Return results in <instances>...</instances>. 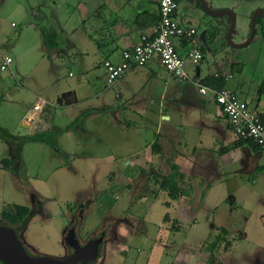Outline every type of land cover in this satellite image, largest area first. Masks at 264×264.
Instances as JSON below:
<instances>
[{"label":"rangeland","instance_id":"374dc122","mask_svg":"<svg viewBox=\"0 0 264 264\" xmlns=\"http://www.w3.org/2000/svg\"><path fill=\"white\" fill-rule=\"evenodd\" d=\"M34 3L41 1L0 0V54L12 59L0 71V126L19 135L29 134L22 128L26 122L22 116L32 112L37 97L48 99L60 85L72 81L68 71L77 76L73 68L63 67L59 79L50 71L41 34L27 23L46 28L51 18L47 12L39 17L31 11ZM212 3L213 8L232 6L237 12L233 42L247 38L251 10L264 7V0ZM208 22L209 30L227 25L225 17ZM258 27L243 48L230 47L225 38L223 48L218 47L222 38L210 41V51L204 49L197 64L206 74L216 61L238 62L240 73L234 70L227 88L237 85L236 93L243 91L248 100L264 89V42ZM112 106L105 107L104 114L100 105L89 109L77 128L58 136L54 144H24L20 162L13 163L11 171L0 168V222L11 226L1 213L14 204L29 208L32 215L18 236L28 254L65 257L70 248L64 237L73 227L81 245L103 234L92 264H264V183L250 190L214 192L211 201L199 200L204 186L199 185L191 192L192 199L183 197L181 191L188 192L185 177L167 160L127 157L155 140L144 119L127 120L123 113L110 110ZM58 114L53 112L54 117ZM73 116L59 122L66 126L74 122ZM6 148L0 141V161L9 157ZM222 228L227 235L219 242ZM214 243L217 250L210 257Z\"/></svg>","mask_w":264,"mask_h":264},{"label":"crops","instance_id":"0c3cea01","mask_svg":"<svg viewBox=\"0 0 264 264\" xmlns=\"http://www.w3.org/2000/svg\"><path fill=\"white\" fill-rule=\"evenodd\" d=\"M40 1L30 5V10L42 5L44 10H35L36 14L40 17L43 12L49 13L50 23L46 28L35 23H27V26L39 30L41 45L48 54L50 71L56 74L55 78H61L63 67L73 68L77 76L68 71L72 81L60 85L48 99L37 97L32 112L28 114L27 110L22 116L26 117V122L21 123L22 128L29 134L53 127L63 131L59 136L69 134L71 129L77 128L75 124L89 109L100 105L103 108L99 111L104 114L103 109L110 104L113 105L110 110L123 113L127 120L137 118L149 123L152 139L157 140L162 149L160 157L152 153L146 142L127 157L132 155L145 160L158 156L159 163L169 160L185 177L188 192L182 194L183 197L192 199L191 192L199 185H204L199 190V200L207 198L211 201L214 192L250 190L258 183H264V149L248 143L234 146L238 140L227 127L220 107L212 95H201L198 91L205 77L220 76L225 80L223 89L233 91L259 114H264V89L260 95L258 90L248 100L243 91L236 93L237 85L227 88L234 70L240 73L238 62L222 59L215 62L213 69L202 74L197 64L187 61L185 71L188 79L182 81L153 60L145 66L131 68L108 86L103 79V61L118 62L123 50L135 45L142 35L153 34L159 21L157 5L152 0ZM205 1L211 8L214 7L212 0ZM177 2L176 19L196 31L190 43L185 46L182 41L179 43L180 52L192 46L204 51L207 48L201 43L202 39L208 46L210 41L214 43L222 38V45L218 47L223 48L224 28L209 30L208 20L211 17L197 2ZM47 29L57 33V45L50 50L45 48L44 43L43 32ZM202 56L203 60V53ZM35 105L37 109H34ZM56 111L59 112L58 117L53 116ZM68 114L74 115V122L65 126L59 121ZM6 150L8 152V147ZM165 153H168L167 156ZM263 217L264 214H261Z\"/></svg>","mask_w":264,"mask_h":264},{"label":"built area","instance_id":"2783aa9c","mask_svg":"<svg viewBox=\"0 0 264 264\" xmlns=\"http://www.w3.org/2000/svg\"><path fill=\"white\" fill-rule=\"evenodd\" d=\"M152 1L157 5L159 13V21L153 34L142 35L135 45L123 50L118 62L103 61V76L108 86L131 68L145 66L153 60L173 77L187 80L186 62L196 65L201 61L203 56L199 47L192 46L183 53L179 50V43L191 39L196 31L176 19L177 0ZM11 63L10 57L0 54L1 71L6 70ZM198 91L201 95H212L226 119L227 127L237 139L249 140L264 149V124L253 106L230 90H215L199 84ZM37 108L35 105L34 109Z\"/></svg>","mask_w":264,"mask_h":264},{"label":"trees","instance_id":"16d2710c","mask_svg":"<svg viewBox=\"0 0 264 264\" xmlns=\"http://www.w3.org/2000/svg\"><path fill=\"white\" fill-rule=\"evenodd\" d=\"M247 2H250L252 0H244ZM264 30V29H263ZM44 33V43L45 48L47 50H50L52 48H55L57 45V33L53 29H47V31ZM192 40H183L182 45H186L190 43ZM202 51V48H200ZM203 53V51H202ZM203 82V83H202ZM201 84L209 86L215 90H222L225 86V80L220 77H214V76H207L201 81ZM263 91V87L259 90L258 94L260 95ZM260 121L264 124V114H258ZM63 131L57 128H51L49 130L45 131H39L32 134H26V135H19V134H12L10 133L6 128H3L0 126V141L5 143L8 147V156L0 161V168L5 169L7 171H11L12 164L15 162H20L21 155H22V148L24 144L26 143H45V144H54L56 142V138L62 133ZM238 141L234 144V146H237L239 144L248 143L255 147L251 141L249 140H243V139H237ZM232 146V147H234ZM152 153L159 154L160 157H162V149L160 144L157 140H155L151 145ZM166 164L168 166L175 168L169 160L166 161ZM165 183L164 181L160 182V187H164ZM173 192L175 191L172 189ZM184 190L181 191V194H184ZM172 194V193H171ZM171 196V195H170ZM172 198H175V195L171 196ZM29 215V208L27 206L23 205H16L14 204L11 206L7 211H4L1 213L2 220L6 221L7 223H10L12 225H16L18 229H21L24 227ZM222 235L218 238L219 242L224 239V236L227 235V231L222 228ZM212 252L210 254V257H213L215 251L217 250V243L212 244L211 246ZM0 264H2L0 262Z\"/></svg>","mask_w":264,"mask_h":264},{"label":"water","instance_id":"95a60500","mask_svg":"<svg viewBox=\"0 0 264 264\" xmlns=\"http://www.w3.org/2000/svg\"><path fill=\"white\" fill-rule=\"evenodd\" d=\"M178 1V0H177ZM197 2L203 11L211 18H221L223 16L228 18V28L225 33V39L227 44L232 48H243L248 45L255 36V24L257 15L252 14L250 18V29L247 38L241 43H235L232 40V34L234 33V27L236 23V14L233 8H211L205 0H189ZM262 12V11H261ZM261 16V15H260ZM201 43L206 46L207 50L210 48L206 45L204 39ZM101 238L89 242L87 245L81 247L78 245L77 240L75 251L72 255L65 258H52V257H41L32 256L28 254L24 248L23 243L16 235L15 231L6 225H0V262L2 264H88V262L80 261V254L88 252V261H94L98 253V245ZM87 255V254H86Z\"/></svg>","mask_w":264,"mask_h":264},{"label":"flooded vegetation","instance_id":"af4514ba","mask_svg":"<svg viewBox=\"0 0 264 264\" xmlns=\"http://www.w3.org/2000/svg\"><path fill=\"white\" fill-rule=\"evenodd\" d=\"M244 1V0H243ZM252 1H254V0H252ZM252 1H250V2H252ZM245 3H247V1H244ZM35 10H41V11H43L44 10V8L42 7V5L40 6V7H33ZM262 11V12H261ZM234 13L237 15V12L236 11H234ZM253 13H255L256 15H257V18H256V24H255V33H256V26H259L258 27V32L260 33V37L261 38H263V42H264V22H263V19H264V7H259V6H255L252 10H251V12H250V15H249V18H251V16H252V14ZM261 15V16H260ZM223 17H225V16H223ZM223 17H221V18H223ZM225 19H226V21H227V25H226V27H224V32L226 33V31H227V28H228V24H229V22H228V18L227 17H225ZM248 27H250V21H249V25H248ZM250 29V28H249ZM249 31V30H248ZM225 33H224V37H225ZM249 33V32H248ZM248 36V35H247ZM233 40V39H232ZM243 42V41H242ZM236 43V42H235ZM240 43V42H239ZM263 82H264V80H263ZM31 215H32V213H31V211H29V215H28V219H29V217H31ZM28 219H27V221H28ZM10 224V223H9ZM0 225H5V224H1V222H0ZM6 226H9V225H6ZM9 227H11L14 231H15V233H16V235L17 236H19L20 235V229H18L17 228V226L16 225H12L11 224V226H9ZM24 227H25V225H24ZM24 227H22L21 229H23ZM98 238H101L100 239V241H99V245L102 243V239H103V234L101 233L98 237H96V238H92V239H89L85 244H83V245H81V244H79V242H78V240L76 239V237H75V234H74V228L73 227H70L69 229H67L66 230V236L64 237V241H65V244H66V247L67 248H70V252L69 253H67V255L65 256V257H67V256H69V255H72L73 253H74V251H75V246H76V242H75V240H77V243H78V245H80L81 247H83V246H85V245H87L89 242H91V241H93V240H96V239H98ZM99 245H98V247H99ZM97 247V248H98ZM98 250V249H97ZM87 254V255H86ZM98 254V253H97ZM65 257H63V258H65ZM80 257H81V259H79L80 261H83V262H88V264H92V263H94L95 261H96V259H97V256H96V258H95V260L94 261H88V252H83V254H80Z\"/></svg>","mask_w":264,"mask_h":264}]
</instances>
